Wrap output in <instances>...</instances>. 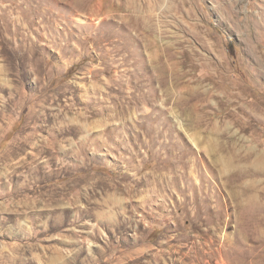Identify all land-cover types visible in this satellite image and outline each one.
I'll return each mask as SVG.
<instances>
[{
	"label": "rangeland",
	"instance_id": "1",
	"mask_svg": "<svg viewBox=\"0 0 264 264\" xmlns=\"http://www.w3.org/2000/svg\"><path fill=\"white\" fill-rule=\"evenodd\" d=\"M263 115L264 0H0V264H264Z\"/></svg>",
	"mask_w": 264,
	"mask_h": 264
},
{
	"label": "bare ground",
	"instance_id": "2",
	"mask_svg": "<svg viewBox=\"0 0 264 264\" xmlns=\"http://www.w3.org/2000/svg\"><path fill=\"white\" fill-rule=\"evenodd\" d=\"M263 116H264V115H263ZM70 132H71L70 128H67V130H65L64 134H65V133H66V134H69ZM64 134H63V135H64ZM51 135H52V134H51ZM52 137H53V136H52ZM32 138H33V137H32ZM47 138H48V137H47ZM48 139H49L48 141L53 140V138H48ZM28 140H29V138H28ZM54 140H55V138H54ZM25 141H26V140H25ZM44 142H45V141H44ZM56 142H57V141H56ZM56 145H57V144H56ZM46 146H47V145H46ZM44 148H45V147H44ZM44 148H43V149H44ZM44 152H45V151H44ZM44 152L41 153V152L39 151V152L37 153V155L40 156V155L43 154ZM44 154H45V153H44ZM37 157H38V156H37Z\"/></svg>",
	"mask_w": 264,
	"mask_h": 264
}]
</instances>
